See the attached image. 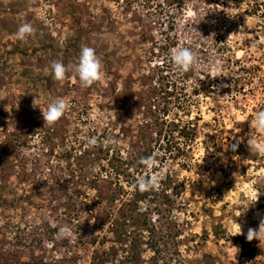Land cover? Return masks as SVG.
<instances>
[{"label": "rangeland", "instance_id": "1", "mask_svg": "<svg viewBox=\"0 0 264 264\" xmlns=\"http://www.w3.org/2000/svg\"><path fill=\"white\" fill-rule=\"evenodd\" d=\"M85 46L102 79H54ZM261 111L264 0H0V264H264Z\"/></svg>", "mask_w": 264, "mask_h": 264}, {"label": "clouds", "instance_id": "2", "mask_svg": "<svg viewBox=\"0 0 264 264\" xmlns=\"http://www.w3.org/2000/svg\"><path fill=\"white\" fill-rule=\"evenodd\" d=\"M33 33V27L29 23H23L18 28L16 38L18 40H25ZM168 58L170 59L173 67L179 74H184L194 70L200 62L197 53L190 47L179 46L169 50ZM51 71L54 79L57 81L65 80L66 76L71 73L74 74L81 83V86H90L95 81L102 79L103 66L99 57L96 55L94 49L90 47H83L80 51L78 62L65 64L63 61H55L51 65ZM34 105L39 104L34 103ZM70 103L63 99H54L48 104L47 112H43L45 122L54 123L59 120L62 115L69 109ZM41 108V107H40ZM42 110V109H41ZM259 133L264 134V111L259 112L255 117V123L252 125ZM250 152L264 153V145L259 144L256 137L248 139ZM233 149L237 146L232 145ZM147 169L157 167V160L155 157H145L140 160ZM160 177L158 176H144L136 181V187L139 191H151L159 187ZM264 233V222H261L259 230L249 229L247 239L249 241L255 239H262Z\"/></svg>", "mask_w": 264, "mask_h": 264}, {"label": "trees", "instance_id": "3", "mask_svg": "<svg viewBox=\"0 0 264 264\" xmlns=\"http://www.w3.org/2000/svg\"><path fill=\"white\" fill-rule=\"evenodd\" d=\"M102 181H106V180L103 179ZM241 254H242V256H247L246 252H244V251H242Z\"/></svg>", "mask_w": 264, "mask_h": 264}]
</instances>
